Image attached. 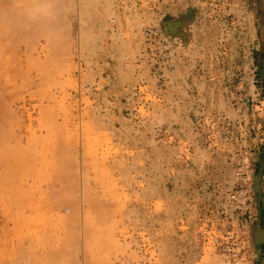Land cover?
<instances>
[{
	"label": "rangeland",
	"instance_id": "rangeland-1",
	"mask_svg": "<svg viewBox=\"0 0 264 264\" xmlns=\"http://www.w3.org/2000/svg\"><path fill=\"white\" fill-rule=\"evenodd\" d=\"M63 1L65 28L45 35L0 23V264H228L213 243L216 187L234 178L237 151L254 164L264 137L250 132L263 125L245 116L243 136L217 143L197 124L256 100L251 54L201 72L210 28L180 20L189 55L160 83L140 63L145 2ZM246 23L251 51L258 28Z\"/></svg>",
	"mask_w": 264,
	"mask_h": 264
},
{
	"label": "built area",
	"instance_id": "built-area-1",
	"mask_svg": "<svg viewBox=\"0 0 264 264\" xmlns=\"http://www.w3.org/2000/svg\"><path fill=\"white\" fill-rule=\"evenodd\" d=\"M142 1L151 10L153 17L142 33L140 63H144L153 72L158 82H165L166 75L176 71L177 60L189 55L176 33L180 20L186 19L199 27L210 28L206 43L199 45L200 49L196 54L207 59L198 69L201 72L222 70V65L210 67L208 59L220 62V59L234 54L229 42L243 31L247 0H140ZM257 106L259 104L254 101H238L232 109L234 118L230 116V112L205 111L200 115L197 125H206L208 121V134L216 135L215 139L218 136L217 143H228L231 136L241 137L244 134L242 127L245 116L253 117L258 125L261 124L264 115H259L263 111H258ZM163 132L166 134V129ZM237 153V158L229 161L234 178L216 187L219 199L214 215L219 223L213 243L228 264H256L260 254L253 248L250 240V223L255 217L259 188L255 184L254 166L243 161L244 157L239 151Z\"/></svg>",
	"mask_w": 264,
	"mask_h": 264
},
{
	"label": "crops",
	"instance_id": "crops-1",
	"mask_svg": "<svg viewBox=\"0 0 264 264\" xmlns=\"http://www.w3.org/2000/svg\"><path fill=\"white\" fill-rule=\"evenodd\" d=\"M248 1V13L243 17V31L240 32L236 39L229 42V47L234 53L230 58H242L251 54V68L253 72L256 73V104L262 108V113L259 115H264V45H261V39L264 32V0H247ZM253 14V15H252ZM255 19V25L258 28V33L256 39L251 41V51L245 48L243 42L249 41V34L245 32V26L247 27L246 18L248 21ZM210 35V34H209ZM207 35L205 38L209 36ZM204 38V39H205ZM205 39V40H206ZM261 129L253 130L250 135H254L255 139L259 137H264V118L261 120ZM243 136V135H242ZM251 147L253 157V166L255 172V184L259 188V201L255 208V217L250 223V240L252 246L255 250L259 251V259L256 264H264V141L258 140Z\"/></svg>",
	"mask_w": 264,
	"mask_h": 264
},
{
	"label": "bare ground",
	"instance_id": "bare-ground-1",
	"mask_svg": "<svg viewBox=\"0 0 264 264\" xmlns=\"http://www.w3.org/2000/svg\"><path fill=\"white\" fill-rule=\"evenodd\" d=\"M6 1V0H5ZM11 1V2H10ZM9 2H10V4L8 3V0L6 1L7 2V4H8V6L6 7V8H4L3 6H5L4 5V0H0V23L2 22L1 20H4L5 22V24H6V21L8 22L7 24H9L11 27H10V31L12 32V30L14 31V32H16L17 30H18V34L19 33H24V32H26V31H28L29 29H30V31H32V28L34 29L36 26L39 28V29H37L40 33H41V31H42V33H43V31L44 32H46V30H53L54 28V26H60V27H64L65 28V23L64 22H67V20L65 21L64 19L65 18H61V17H64V14H62L61 12H60V14H62L61 15V17H60V14H59V6H60V4L62 3L63 5H64V1L63 0H53V2H55L54 4H55V9H56V15H55V17H54V19H52L51 21H44V20H33V19H29V18H26L27 16H25V14L23 13V10H22V8L19 6V4H22V3H20V0H16V2H15V0H10ZM17 1H19V3L17 2ZM27 1H29V2H26V4H23V5H29V4H31V2H32V0H27ZM67 1H69L70 3H73L74 1H71V0H67ZM66 1V3L67 4H69L68 2ZM23 2V1H22ZM24 2H25V0H24ZM3 3V8L1 7V4ZM12 3V4H11ZM14 3H18V4H15V5H17V6H19L17 9H15L14 7H16V6H11V5H13ZM62 6V5H61ZM60 6V7H61ZM66 7V6H65ZM11 8H13V9H11ZM72 8H73V5H72ZM9 9V10H8ZM68 12V11H67ZM69 12H71V11H69ZM65 13V12H64ZM59 16V17H58ZM29 20V22H27L28 20ZM60 19V20H59ZM25 20H27V21H25ZM24 21H25V23H24ZM17 22H19L20 24H26L27 26L28 25H30V27L28 26V30L26 29V28H24L23 27V31L21 32V30H22V28L20 29V28H17L16 29V25H18L17 24ZM14 23H16V24H14ZM57 24V25H56ZM65 26H64V25ZM67 24V23H66ZM9 25H7V26H9ZM12 25H13V27H15V29H16V31L14 30V29H12L13 27H12ZM26 25H24L25 27H27ZM40 26H42V28L40 27ZM36 27V28H37ZM8 29H9V27H7ZM35 28V29H36ZM49 28H51V29H49ZM53 28V29H52ZM20 29V30H19ZM34 29V30H35ZM41 29H43V30H41ZM60 29V28H59ZM25 30V31H24ZM33 30V31H34ZM41 30V31H40ZM61 30V29H60ZM36 31V30H35ZM48 32V31H47ZM58 32V31H57ZM64 32L66 33V30H64ZM179 32V31H178ZM17 33V32H16ZM46 34V33H45ZM44 33L43 34H41V35H45ZM62 35H64V34H62ZM181 35V34H180ZM179 35V36H180ZM180 37H182V36H180ZM57 159H58V157H57ZM57 166H59V165H57ZM56 166V167H57ZM54 167V166H53ZM55 167V168H56ZM54 168V169H55ZM0 171H1V164H0ZM59 171H60V169H59ZM62 171V170H61ZM60 171V172H61ZM56 172V171H55ZM45 173V172H44ZM56 173H58L59 174V172H56ZM62 174V173H61ZM59 175V176H55L57 179H55L56 180V183H54L55 182V180H54V182H53V180H52V182H53V185L52 186H50L51 188V192H52V194H54V196H55V194H56V192L58 193V188L59 187H61V186H59L58 188H57V183H59V185H61V183H62V181H64V178H65V176L64 175ZM53 177V176H52ZM52 177H51V179H52ZM1 181V180H0ZM58 181V182H57ZM51 182V183H52ZM1 183V182H0ZM50 183V184H51ZM49 184V185H50ZM1 185V184H0ZM49 189V188H48ZM60 190V189H59ZM0 195H1V186H0ZM59 194H57V196H58ZM53 196V195H52ZM57 196H55V197H57ZM59 197V196H58ZM50 206V205H49ZM53 209V208H52ZM52 209H50V211L52 210ZM53 213V212H52ZM4 217H3V214L1 213V211H0V226H1V228H3V227H5L4 225H3V219ZM0 228V229H1ZM4 229V228H3ZM0 243H1V241H0ZM56 254V253H55ZM59 254L57 253L56 254V256L54 255V253L53 252H49L46 256H48L50 259H52V260H54V257H56L57 258V256H58ZM52 260H50V261H52ZM17 264V263H16Z\"/></svg>",
	"mask_w": 264,
	"mask_h": 264
},
{
	"label": "clouds",
	"instance_id": "clouds-1",
	"mask_svg": "<svg viewBox=\"0 0 264 264\" xmlns=\"http://www.w3.org/2000/svg\"><path fill=\"white\" fill-rule=\"evenodd\" d=\"M24 14L33 20L51 21L56 15L53 0H32L29 5H21Z\"/></svg>",
	"mask_w": 264,
	"mask_h": 264
},
{
	"label": "water",
	"instance_id": "water-1",
	"mask_svg": "<svg viewBox=\"0 0 264 264\" xmlns=\"http://www.w3.org/2000/svg\"><path fill=\"white\" fill-rule=\"evenodd\" d=\"M257 186V185H256Z\"/></svg>",
	"mask_w": 264,
	"mask_h": 264
}]
</instances>
